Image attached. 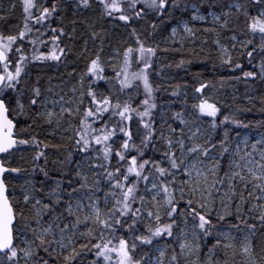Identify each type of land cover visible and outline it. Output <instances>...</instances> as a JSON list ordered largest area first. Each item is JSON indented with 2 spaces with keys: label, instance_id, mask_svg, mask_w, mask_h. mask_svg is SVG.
<instances>
[{
  "label": "snow or ice",
  "instance_id": "1",
  "mask_svg": "<svg viewBox=\"0 0 264 264\" xmlns=\"http://www.w3.org/2000/svg\"><path fill=\"white\" fill-rule=\"evenodd\" d=\"M19 4L22 19L17 33L0 32V264H180L182 256L187 264H236L238 254L245 257L243 264H264V133L251 139L242 135L241 130L253 125L235 115L217 122L220 108L208 98L192 104L190 112L176 111L165 119L156 111L158 88L150 80L161 49L149 43L177 14L187 16L171 28L173 37L180 28L193 38L197 31L215 32L221 66L233 73L239 70L245 80L264 81V0H19ZM16 8L13 0L0 20L7 22ZM89 10L127 30L134 41L123 51V68L112 65L115 76H108L102 60L106 37L89 22L91 30L79 37L83 43L78 56L85 69L68 73L79 85L71 86V96L66 98L63 87L55 91L57 86L50 81L44 88L39 77L26 83L32 67H52L50 62L59 65L67 59L71 49L61 46L63 38L76 42L75 17ZM67 11L73 14L71 32L64 25ZM209 17L212 27H194ZM240 17L246 29L237 34L231 23ZM218 30L232 32L227 37L231 48L221 43ZM89 41L93 45L99 41L101 47L90 50ZM233 51L246 56L253 70H244ZM133 59L141 66L138 71H130ZM184 63L181 60L177 67ZM135 81L143 86V99L134 106L130 96L123 101L120 96L133 87L139 94ZM101 82L111 87L101 91ZM62 84L66 87L67 81ZM205 88L207 84H201L195 91ZM204 117L211 118L215 136L204 127ZM27 120L31 124H25ZM41 122L56 126L47 135L60 131L61 143L30 131ZM50 149L54 155L67 151L65 159L51 161L53 170L57 165L61 170L59 179L49 170ZM27 152L34 153L31 169L12 166L17 155L23 161ZM12 174H38L44 179L39 185L27 179L22 200L14 201L6 182ZM101 191L103 208L97 195ZM174 236L180 251L173 247L168 256L160 241ZM153 248L158 255L151 253Z\"/></svg>",
  "mask_w": 264,
  "mask_h": 264
},
{
  "label": "trees",
  "instance_id": "2",
  "mask_svg": "<svg viewBox=\"0 0 264 264\" xmlns=\"http://www.w3.org/2000/svg\"><path fill=\"white\" fill-rule=\"evenodd\" d=\"M13 0H0V14L8 13L11 3ZM17 8L15 11L11 12L9 15L8 21L0 20V32L7 34H16L18 26L21 23L22 19V8L20 7L19 0H16ZM78 21L76 26V42L73 43L67 37L63 38V43L61 46L67 45L71 49L67 59L55 65V62H50L54 66L52 67H32L29 72V76L26 77V83H34L39 77L41 79L42 86L48 88L49 81L51 86L55 87V91H60V87H63L66 98L71 96L69 89L72 85H79L76 82V79H73L68 76V73L79 72L85 69V61L80 59L78 56L80 47L83 43L79 39L86 31H90L89 22L95 26V30L100 32L102 37H106V41L103 45L104 51L102 53V60L105 64V71L109 77H114L115 72L113 71L112 65L116 66L117 70H120L124 66V56L123 51L127 46H134V41L130 38L129 33L124 28L114 26L110 23L100 20L98 14H93L92 10L78 15L75 17ZM73 14L71 11H67V16L64 19V25L66 26L67 31H72ZM187 19V16L181 17L177 14L176 19H174L168 27L158 29L155 35L154 40H150L149 43L153 47L159 45L157 56L155 57V65L152 70H150V80L154 87L158 88L155 96L157 98L158 113H163L165 119L171 117L173 112L176 111H191L192 104H198L200 99L208 98L209 102H215L220 108V112L217 116V122L222 120L224 116L235 115L237 119H240L246 123L253 125L252 128L241 130L242 135L245 133L253 137L256 134L264 133V128L260 127V123L264 122V112L261 109H264V81L259 78L255 80H245L243 79V73L237 70L235 73L229 71L226 67H222L219 59L217 58V49L213 41L217 38V33L210 32L205 33L203 31H197L195 38L189 37L184 33H179L183 37L182 45H172L168 42L167 36L169 34V28L173 24L177 23L178 20ZM17 27V31L11 33V29ZM197 29H203L206 27H212L211 22H196L194 25ZM115 28V31L112 29ZM231 28L235 29L237 34L242 33L246 29L245 21L243 17H240L238 20L233 18L231 23ZM220 33V40L222 44H226L231 48V43L228 41L227 37L232 35L230 31L218 30ZM247 37L240 36V39H245ZM206 41V43H204ZM259 44V40L256 41ZM28 47V46H26ZM101 47L100 42L97 41L95 45L89 41L90 50H98ZM163 49H167L166 51ZM119 50L120 55L116 56L115 52ZM47 51V49H44ZM137 54H134V56ZM232 55L234 59L242 60L244 64V70H253L252 66L248 64L247 57H241L239 51H233ZM184 60L185 63L181 67H177L180 64V61ZM259 63V60L256 61ZM140 65L135 63V59L132 61V67L130 71H138ZM239 76L240 79H235L234 77ZM123 77H121L122 79ZM62 81H67V86L65 87L62 84ZM139 84V94L137 93L135 87L131 89H126V95H121L120 99L123 101L129 96L132 98L133 105L139 103L143 99V86L139 81L134 82V86ZM201 84H207V88L203 90L202 93H197L195 89ZM177 86H179L177 88ZM111 85H106L104 82H101V91L105 88H110ZM119 84L116 83L115 88L119 89ZM173 91H177V95H172ZM114 98H115V90ZM51 96V93H47ZM27 101L25 100V103ZM250 109V111H249ZM24 120V118H20ZM67 119V118H66ZM211 118L204 117V127L209 128V135L215 136V133H212L209 127V121ZM25 124H31V120L25 121ZM160 117L157 116V126L159 127ZM175 126V124H174ZM55 125L48 126L41 122V125L34 126L30 131L33 133H40V138H47L50 143H61V132L57 131L55 136H48L47 133L55 130ZM64 127H67V124H64ZM229 128L234 127L233 125H228ZM220 135L223 134V128L218 130ZM235 137V133H232ZM138 142V141H137ZM65 146L67 145V140L64 141ZM157 148H162L161 144H157ZM25 160H21L19 155H17L13 161L12 166H22L24 168L31 169L33 166L31 164V156L34 155L32 152H27L24 154ZM149 156L153 155V152L149 151ZM156 155H159L157 152ZM67 157V151L62 149L59 153L55 155L52 153V150H49V170L52 171L54 178L59 179L60 177V168L55 166L53 170V165L51 164L52 160L57 158L65 159ZM76 159H80L79 156ZM115 160L112 161L115 164ZM40 163H43L41 161ZM69 165L65 164L63 171L68 170ZM31 179L33 183L39 185V182L43 180L42 175L38 174H21L16 176L12 174L8 177L7 183L9 184V192L13 194L12 199L14 201L22 200L21 191L25 186V181ZM65 184L67 181L64 182ZM104 191H107V188H104ZM104 191L97 193L100 197V206L103 208V199ZM19 211V209H17ZM26 216L29 215L28 209H25ZM83 230V226H81ZM143 230V225L141 226ZM178 234V232H177ZM30 235V233H29ZM130 235V234H129ZM214 242V237H213ZM160 246L167 248V255L170 256L172 253V248L175 247L176 252L179 253V245L177 242V237L166 238L165 240L160 241ZM148 250V249H146ZM153 255L156 254L155 249L150 250ZM206 251V249L204 250ZM240 252L239 246H237V253ZM221 258H224L223 252L220 254ZM231 252H229V257ZM194 258V257H193ZM245 257L237 255L235 257L236 264H243ZM180 264H187V261L184 257H181Z\"/></svg>",
  "mask_w": 264,
  "mask_h": 264
},
{
  "label": "rangeland",
  "instance_id": "3",
  "mask_svg": "<svg viewBox=\"0 0 264 264\" xmlns=\"http://www.w3.org/2000/svg\"><path fill=\"white\" fill-rule=\"evenodd\" d=\"M208 21L211 22V18H210V17H209ZM175 25H176V23L173 24L172 26H170V28H169V34H168V36H167V40H168V42L171 43L172 45L181 46V45H182V39H183V37H182L181 35H179V33H180V32H181V33H184V31H183L182 28L178 29V32H177L176 36L173 37V36H172V33H171V28H172L173 26H175ZM16 29H17V27L12 28V29H11V33L16 32V31H17ZM184 34H186V33H184ZM186 35H187V34H186ZM215 48H216V46H215ZM216 49H217V48H216ZM217 51H218V50H217ZM244 135H247L250 139L253 138V137H255V138H259V136H260V134H256V135H254L253 137H251V136H249V135L246 134V133H245ZM155 255H158V253H156Z\"/></svg>",
  "mask_w": 264,
  "mask_h": 264
}]
</instances>
